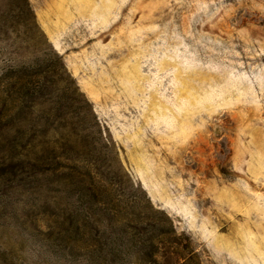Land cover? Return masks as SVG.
<instances>
[{
    "label": "rangeland",
    "instance_id": "obj_1",
    "mask_svg": "<svg viewBox=\"0 0 264 264\" xmlns=\"http://www.w3.org/2000/svg\"><path fill=\"white\" fill-rule=\"evenodd\" d=\"M1 107L0 264H264V0H0Z\"/></svg>",
    "mask_w": 264,
    "mask_h": 264
},
{
    "label": "trees",
    "instance_id": "obj_2",
    "mask_svg": "<svg viewBox=\"0 0 264 264\" xmlns=\"http://www.w3.org/2000/svg\"><path fill=\"white\" fill-rule=\"evenodd\" d=\"M12 84V87L15 88V86L17 85V81H14L11 83ZM20 84V82L18 83ZM35 87H32V86H29V85H26L24 83L21 84L20 87H18V89L16 90L17 92V102L20 103L22 100L26 99L27 97H30V96H36L38 93L35 89ZM40 96V95H38ZM4 112V107H1L0 108V115ZM150 227L151 229L154 231L153 235L151 236V239L153 240L152 242H155V238L156 236L158 235V227L156 225V223L154 222H151L150 223ZM124 233H127L126 229H124ZM124 236V234H123ZM120 252H121V249H119ZM119 252V253H120Z\"/></svg>",
    "mask_w": 264,
    "mask_h": 264
}]
</instances>
